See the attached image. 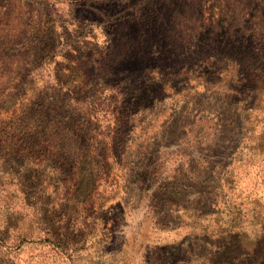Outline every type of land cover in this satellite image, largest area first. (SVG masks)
Here are the masks:
<instances>
[{"label": "rangeland", "instance_id": "obj_1", "mask_svg": "<svg viewBox=\"0 0 264 264\" xmlns=\"http://www.w3.org/2000/svg\"><path fill=\"white\" fill-rule=\"evenodd\" d=\"M26 1L56 25L34 72L88 120L45 125L36 172L0 151V264H221L240 224L264 252V70L237 71L264 0Z\"/></svg>", "mask_w": 264, "mask_h": 264}, {"label": "trees", "instance_id": "obj_2", "mask_svg": "<svg viewBox=\"0 0 264 264\" xmlns=\"http://www.w3.org/2000/svg\"><path fill=\"white\" fill-rule=\"evenodd\" d=\"M28 6L30 2L26 0L25 3L22 0H0V151L2 158L16 160V164L27 160L36 172L32 163L45 156L38 149L43 142L46 143V139H42V128L51 124L56 129L67 126L80 132L83 127L73 128L74 121L76 118L80 120V114L85 119L88 118L86 113L77 111L80 108L72 100V93H68L70 90L62 92L58 84L43 80V75L38 72L39 68L37 73L34 72L39 65L34 60L48 52L47 46L51 45L49 41L54 40L56 25L49 16L50 13L41 7L27 9ZM250 50L247 46L241 52L248 56ZM261 66L264 67L263 64L244 63L237 67L238 75L244 71L255 82L263 84L256 74L264 70ZM100 81L104 83L103 79ZM6 102L8 104L5 105V110L1 111ZM11 106L14 108L13 114L2 115ZM57 151L54 153L59 154ZM217 231L218 237L228 240V244L231 237H238L234 250L246 253L240 256L229 255L226 245H223L219 249L221 264H264V252L257 251L259 243L243 240L246 234L244 225L240 224L237 229H233L231 225H222Z\"/></svg>", "mask_w": 264, "mask_h": 264}]
</instances>
